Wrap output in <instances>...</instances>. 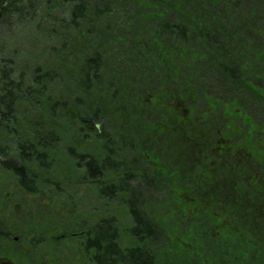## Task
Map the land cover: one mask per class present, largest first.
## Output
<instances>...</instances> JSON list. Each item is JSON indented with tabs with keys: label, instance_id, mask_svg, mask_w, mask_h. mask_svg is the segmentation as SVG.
<instances>
[{
	"label": "trees",
	"instance_id": "obj_1",
	"mask_svg": "<svg viewBox=\"0 0 264 264\" xmlns=\"http://www.w3.org/2000/svg\"><path fill=\"white\" fill-rule=\"evenodd\" d=\"M19 28L36 39L45 36L43 51L50 58L20 61L13 39ZM107 103L121 111L122 103L133 104L135 113L142 110L149 119L148 129L136 131L130 123L145 124L131 114L113 116ZM125 118L129 123L117 126ZM74 127L90 136L84 138L89 143L66 152L64 137L72 135L66 129ZM126 128L135 132L128 136ZM180 132L198 133L204 152L213 151L209 155L241 146L264 173V0H0V170L15 178L23 193L36 196L48 185L58 188L53 170L62 157L72 160L74 177L94 184L106 211L78 230L89 264H165L159 251L181 229L165 227L154 209L173 184L181 189L174 201L178 207L204 203L182 192L188 190L186 181L171 182L175 168L162 162L174 146L169 138ZM241 160L240 168L250 164ZM208 186L210 199L211 178ZM241 199L246 218L261 212L263 198L254 207L249 197ZM121 213L128 222H120ZM218 217L206 218L216 223L210 260L234 264L219 256L215 242L224 233L242 248L240 263L264 264L252 217L249 236L225 227L227 219L218 224Z\"/></svg>",
	"mask_w": 264,
	"mask_h": 264
},
{
	"label": "rangeland",
	"instance_id": "obj_2",
	"mask_svg": "<svg viewBox=\"0 0 264 264\" xmlns=\"http://www.w3.org/2000/svg\"><path fill=\"white\" fill-rule=\"evenodd\" d=\"M35 37V33L24 32L22 28L15 32L13 39L16 40L15 47L20 51V61L43 63L44 60L50 58L48 52L43 51L48 46L47 40L44 39L45 36L41 35L38 39ZM124 63L125 60H122L121 66L125 71L127 66ZM57 94L61 96L60 91H57ZM92 96L94 97V93ZM113 105V103H107V107L110 108L109 112L113 116L123 118L131 114L130 119L139 120L141 124H145L139 128V125L130 123L138 128L136 131L144 132L148 129L146 124L149 119L142 115V110H137L138 113H135L134 109L130 108V106L134 107L133 104L122 103L123 110L121 111L119 106L114 107ZM68 114L71 117L75 115L73 106L70 107ZM107 120L114 124L112 117H107ZM128 123V118L121 119L117 126H124ZM201 126L206 127L205 124ZM126 130L128 136L129 132H135L133 129L126 128ZM66 132L72 133L64 137L62 149L66 152L68 148L80 149L81 146L89 143L84 138H90V136L88 137L87 133H82L75 127L67 128ZM197 135L198 133L194 134V132L190 135L180 132L172 137L173 140L170 137L169 140L174 142V146L167 148L166 159L162 160L167 166L175 168L170 173L169 180L171 182L186 181L188 190H182V192L190 193L195 199H202L204 202L195 201L187 210L178 207L179 204L174 201L181 194V189L174 184L173 188L167 192L165 199L160 201L159 206L157 201H152L157 205V209H154L158 211L156 216L161 219L165 227L173 225L172 227L177 230L181 229L178 230L177 235L182 238L178 237L182 241L178 240L175 234L176 239L172 244L166 238L164 247L159 251L162 256L160 260H163L165 264H215L213 259L210 260V256L213 255L211 251L216 250L211 239V227L216 223L214 220L210 222V219H206L212 213L219 216L216 219L218 224L220 220L227 219L229 223H226L225 227L237 228L245 236H249L248 233L251 235L247 228L251 222L249 218L251 216L254 223L258 225L255 235L260 236V241L264 245V215L259 218L260 213H264V205L261 212L260 209L256 210L254 211L256 214L252 213L246 218L247 211H243L241 201V196H247L251 206L254 207L257 199H264L263 171L261 172L247 158L241 146H231L229 153L224 155L220 153L209 155L213 151L208 149L209 154L204 152ZM174 138H178L176 141L180 145L179 150ZM69 139H73L70 144ZM134 140L133 145L138 141L136 138ZM183 141L186 142L182 143ZM126 146L129 147L128 144ZM66 152L62 156L67 157ZM243 158L250 164L240 168L239 163ZM70 162L72 163V160L68 157H62L60 166L53 170L58 175L55 177L58 181V188L48 185L42 188V193L36 196L23 193L18 188L16 179L0 170V264H89L81 246V235L78 230L86 222L92 223L99 216H104L106 211H103L104 206L97 201L94 184L90 181L82 183L78 177H74L76 175L75 166L74 163L69 165ZM211 167H214L212 177L210 176ZM210 178L214 181V193L210 199H207L209 191L207 183ZM47 179H49L48 176H46ZM203 187L206 188V192H202ZM141 192L146 193L143 189ZM184 197L186 200L191 199L189 194ZM227 199H233L231 200L233 205L229 204ZM167 207L172 208L173 214L168 210L165 212ZM107 208L112 210L109 206ZM188 211L200 219L193 217ZM119 219H121L120 222H128L127 214L121 213ZM180 225L186 228L184 232ZM217 237L219 241L215 243L219 246V256L231 259L234 264H242L240 263L243 259L242 248L237 242L228 241L224 233ZM34 238L37 243L34 242ZM235 257L237 259H234Z\"/></svg>",
	"mask_w": 264,
	"mask_h": 264
}]
</instances>
